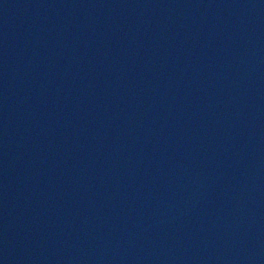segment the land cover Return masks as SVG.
I'll use <instances>...</instances> for the list:
<instances>
[{
    "label": "water",
    "instance_id": "95a60500",
    "mask_svg": "<svg viewBox=\"0 0 264 264\" xmlns=\"http://www.w3.org/2000/svg\"><path fill=\"white\" fill-rule=\"evenodd\" d=\"M0 264H264V0H0Z\"/></svg>",
    "mask_w": 264,
    "mask_h": 264
}]
</instances>
